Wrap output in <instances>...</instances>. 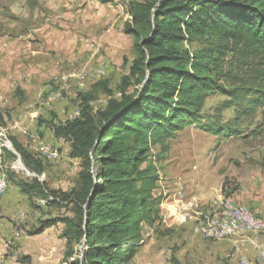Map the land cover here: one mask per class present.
Instances as JSON below:
<instances>
[{"label": "rangeland", "instance_id": "374dc122", "mask_svg": "<svg viewBox=\"0 0 264 264\" xmlns=\"http://www.w3.org/2000/svg\"><path fill=\"white\" fill-rule=\"evenodd\" d=\"M127 5V0H0V114L6 121L0 126V146L12 150L15 137L46 162L45 173L37 176L17 156L0 166L6 177H38L49 189L65 192L78 184L82 160L70 156L71 142L55 136V122L65 123L69 113L79 111L81 94L96 82L109 79L119 93L121 77L128 72L125 63L137 56L135 38L124 32L131 18ZM226 98L210 94L205 111ZM107 100L100 93L92 105L104 107ZM223 113L226 118L234 114L233 109ZM250 122V135L222 138L187 124L172 138L168 159L160 164L156 193L164 198L182 186L188 212L191 203L197 204L198 218L212 213L223 198L264 218V110L259 108ZM47 148L56 150L54 158L43 155ZM158 150L153 147V153ZM10 185H15L12 180ZM11 192V202L0 206V264H68L73 250L70 260L80 257L83 247L65 235V223L32 233L48 218L73 217L72 205H46L52 198L30 199L20 188ZM240 197L249 203H239ZM164 202L163 222L142 225L144 245L128 264H240L227 258L235 238H203L194 232L196 220L180 226L185 218L173 219ZM244 252L252 264L257 248L246 244Z\"/></svg>", "mask_w": 264, "mask_h": 264}, {"label": "trees", "instance_id": "16d2710c", "mask_svg": "<svg viewBox=\"0 0 264 264\" xmlns=\"http://www.w3.org/2000/svg\"><path fill=\"white\" fill-rule=\"evenodd\" d=\"M127 1L124 32L135 38L137 56L125 63L119 93L109 79L96 82L81 94L79 117L55 122V136L71 142L70 156L82 160L78 184L65 192L38 177L7 175L9 186L12 180L30 199L72 205L73 217L48 218L32 232L65 223V235L83 247L72 261L69 252L68 264H128L144 245L142 225L163 222L156 189L176 133L192 123L220 138L245 137L264 110V0ZM100 93L107 104L95 108ZM213 93L227 98L206 112ZM227 109L233 116L225 117ZM11 142L16 153L0 146V166L19 156L37 176L45 173L41 156L15 137Z\"/></svg>", "mask_w": 264, "mask_h": 264}, {"label": "bare ground", "instance_id": "6f19581e", "mask_svg": "<svg viewBox=\"0 0 264 264\" xmlns=\"http://www.w3.org/2000/svg\"><path fill=\"white\" fill-rule=\"evenodd\" d=\"M100 71L103 73L105 72L104 69ZM80 111L81 110L69 113L66 117V122L72 121L79 117ZM43 155H45L49 159L54 158L56 156V150L50 148L44 149ZM8 187L9 183L7 181L6 174L0 171V196H2L6 192ZM176 190L174 193V202L185 207L177 208V214L186 216L191 220H196L197 224L195 231L200 236L215 241H224L238 237L247 239L251 242V244H253L255 248H257L256 259L252 262V264H264V240H259L260 236L264 235V218L260 215V213H258V211L243 207L234 200L232 201V205H226L225 201L222 199L217 208L210 214H217L218 212L220 214V218L228 219V226H225L222 219L210 220V214L198 218L196 216V209L198 208L197 204L191 203L190 207H192V210L188 212V205L185 204L186 202L184 200V188L182 186H179ZM238 211L244 212V220L242 219ZM205 230L216 231V233H204ZM244 254L241 247L235 246L233 248V251L227 254V258L232 262H239L240 264H251L250 259Z\"/></svg>", "mask_w": 264, "mask_h": 264}, {"label": "crops", "instance_id": "0c3cea01", "mask_svg": "<svg viewBox=\"0 0 264 264\" xmlns=\"http://www.w3.org/2000/svg\"><path fill=\"white\" fill-rule=\"evenodd\" d=\"M10 187V188H9ZM8 187V189L6 190V192L0 197V206L1 205H5V204H8V202L10 203L11 201H10V194L12 193L11 191H12V189L13 188H19V187H17V186H15V185H10ZM164 207H166V208H169L170 209V211H173L174 210V206H175V202H174V195H170V194H166V193H164ZM238 201H239V203H242V204H248L249 202H248V200L246 199V198H244V197H240V198H238L237 199ZM172 202V203H171ZM183 220V219H182ZM185 220V219H184ZM185 222V221H184ZM184 222H182V221H180L179 222V225L180 226H185V225H188V223H185V224H183ZM259 240H261V237L259 238ZM233 241H235V246H239V247H241V249H242V251H243V254L245 253L244 252V250L246 249V244H250L252 247H254L253 246V244H251V242L249 241V240H247V239H244V238H235ZM236 241H239L238 242V244H237V242ZM0 246H2L1 244H0ZM234 246V247H235ZM3 247V246H2ZM255 248V247H254ZM2 253V248H0V254ZM245 255V254H244ZM4 260H1V258H0V263L1 262H3Z\"/></svg>", "mask_w": 264, "mask_h": 264}, {"label": "built area", "instance_id": "2783aa9c", "mask_svg": "<svg viewBox=\"0 0 264 264\" xmlns=\"http://www.w3.org/2000/svg\"><path fill=\"white\" fill-rule=\"evenodd\" d=\"M102 69H103V67L101 68V70ZM176 191H178V190H176ZM179 193H181V192H179ZM223 200L225 201L226 205H232V201H233L232 199H230V198H223ZM177 208H185V207L183 205H180V204H176L175 203L174 210H173V219H176V218H185V223H191L188 217H179V216H177ZM238 213H240L242 219L244 220V212H239L238 211ZM211 219H222L223 224H225V226H228V219H226V218H220V214L218 212H217V214H210V220ZM193 230H194V228H193ZM194 232H195V230H194ZM204 233H216V231L205 230Z\"/></svg>", "mask_w": 264, "mask_h": 264}, {"label": "water", "instance_id": "95a60500", "mask_svg": "<svg viewBox=\"0 0 264 264\" xmlns=\"http://www.w3.org/2000/svg\"><path fill=\"white\" fill-rule=\"evenodd\" d=\"M12 148H13V146H12ZM12 148H11V149H12ZM12 150H13V151L16 153V151H15V149H14V148H13ZM19 158H20V157H19ZM20 159H21V158H20Z\"/></svg>", "mask_w": 264, "mask_h": 264}]
</instances>
